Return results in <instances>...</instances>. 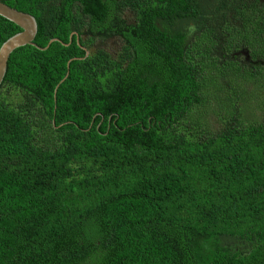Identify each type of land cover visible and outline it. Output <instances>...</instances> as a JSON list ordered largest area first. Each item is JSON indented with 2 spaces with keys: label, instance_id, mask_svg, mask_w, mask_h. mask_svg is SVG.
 Here are the masks:
<instances>
[{
  "label": "trees",
  "instance_id": "16d2710c",
  "mask_svg": "<svg viewBox=\"0 0 264 264\" xmlns=\"http://www.w3.org/2000/svg\"><path fill=\"white\" fill-rule=\"evenodd\" d=\"M0 1V264H264V0Z\"/></svg>",
  "mask_w": 264,
  "mask_h": 264
},
{
  "label": "water",
  "instance_id": "95a60500",
  "mask_svg": "<svg viewBox=\"0 0 264 264\" xmlns=\"http://www.w3.org/2000/svg\"><path fill=\"white\" fill-rule=\"evenodd\" d=\"M0 16L14 22L21 28V32L17 33L16 35L9 38L0 48V88L3 84L5 79L7 69H8V62L10 59L11 54L17 50L18 48L31 45L34 46L42 51H45L49 48V46L53 42H61L59 39H52L46 47H39L35 44V38L38 33V24L34 16L29 13L19 11L3 2L0 1ZM79 41V40H78ZM72 42V36H71ZM63 43V42H62ZM65 46L69 44L63 43ZM85 49V48H83ZM87 50V49H85ZM90 52L86 51V55L84 58H73L68 62V72L64 79L60 81L55 89V96L57 94V90L69 76L70 65L75 60H82L89 56Z\"/></svg>",
  "mask_w": 264,
  "mask_h": 264
},
{
  "label": "rangeland",
  "instance_id": "374dc122",
  "mask_svg": "<svg viewBox=\"0 0 264 264\" xmlns=\"http://www.w3.org/2000/svg\"><path fill=\"white\" fill-rule=\"evenodd\" d=\"M117 41L115 40H111V41H108L105 46L110 50V52H114L117 48V45H116Z\"/></svg>",
  "mask_w": 264,
  "mask_h": 264
}]
</instances>
